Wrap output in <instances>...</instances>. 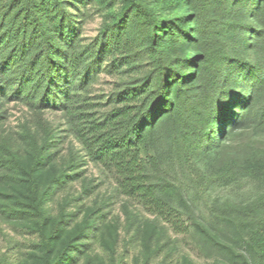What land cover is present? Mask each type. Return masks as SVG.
Instances as JSON below:
<instances>
[{"label":"trees","instance_id":"obj_1","mask_svg":"<svg viewBox=\"0 0 264 264\" xmlns=\"http://www.w3.org/2000/svg\"><path fill=\"white\" fill-rule=\"evenodd\" d=\"M89 4L103 20L87 40L74 11ZM101 74L112 85L95 93ZM10 103L34 114L15 134ZM259 139L264 0H0V216L35 237L16 264H123L108 199L77 205L89 164L125 199L134 264H193L170 233L210 264H264Z\"/></svg>","mask_w":264,"mask_h":264},{"label":"rangeland","instance_id":"obj_2","mask_svg":"<svg viewBox=\"0 0 264 264\" xmlns=\"http://www.w3.org/2000/svg\"><path fill=\"white\" fill-rule=\"evenodd\" d=\"M91 4L85 8H80L74 11L79 16L81 22L82 36L89 40L93 38L101 26L102 16L97 13ZM112 81L109 77L101 74L94 85V92H107L111 87ZM49 119L57 121L58 116L46 115ZM34 114L22 105L10 103L7 105L6 121L4 123V129L12 132V134L20 132V125L26 121H33ZM260 146L264 147V140L259 139L257 141ZM86 176L91 178L92 184L96 185L94 190L88 195L84 196L82 200L77 202V205L84 203L89 205L96 198L98 200L108 199V206L104 208V212H107V221L112 222L113 228L110 234H115V251L117 258H122L123 264H134L133 258L138 255L140 250V242L127 243L128 237L124 232V215L122 213V204L125 201L124 198L114 193V181L110 175H104L99 170V167L89 164L86 168ZM79 183L74 184V190L72 194L77 195L79 192ZM236 197L238 200H245L247 192L236 191ZM136 211L142 219L152 216L147 214L142 208L137 205L130 207ZM80 215H78L79 217ZM173 235L177 238L176 249L173 254V260H179L181 256H187V258L193 264H210L211 258L207 257L205 251L199 249L196 237L192 233ZM35 237L28 234L20 224L6 220L0 216V253L5 254L11 263L16 264L19 260L23 259L26 254L31 250L32 243ZM91 256L106 257V251L99 244L98 241L93 240L89 251ZM152 264H157L153 262Z\"/></svg>","mask_w":264,"mask_h":264}]
</instances>
